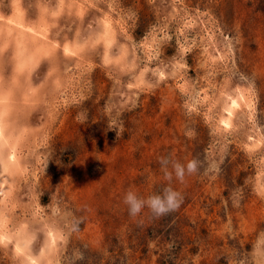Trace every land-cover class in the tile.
<instances>
[{
	"label": "rangeland",
	"instance_id": "obj_1",
	"mask_svg": "<svg viewBox=\"0 0 264 264\" xmlns=\"http://www.w3.org/2000/svg\"><path fill=\"white\" fill-rule=\"evenodd\" d=\"M0 96V264H264V0H0ZM165 185L178 208L129 215Z\"/></svg>",
	"mask_w": 264,
	"mask_h": 264
},
{
	"label": "bare ground",
	"instance_id": "obj_2",
	"mask_svg": "<svg viewBox=\"0 0 264 264\" xmlns=\"http://www.w3.org/2000/svg\"><path fill=\"white\" fill-rule=\"evenodd\" d=\"M10 21L13 25H15L14 27L17 28H22V29H29L35 33H39L36 30H34V28H32L31 26L26 27L24 25V23L22 22L21 17L19 16H14L12 17V19L10 18ZM10 23V24H11ZM36 29V28H35ZM108 29V28H106ZM21 30V29H20ZM22 44V43H21ZM66 52L68 53H72L74 52V49L67 46L66 47ZM17 60V64H19L18 66L21 67L22 65L25 64V62H29V64H32V59L28 58L26 56H17L16 58ZM30 68V67H29ZM4 100V96H0V149L3 151L4 150V146L7 144V146L9 147L10 150H8L5 154V156H0V160L2 161V170H1V174H0V195L1 196H5L6 195V189L8 190V187L11 188V182L12 179H9V176L11 174V172H13L12 167L16 164L17 166V162H18V157L16 154V149H15V142H17L16 140H18L15 136H13L12 132H8L7 131V121L5 118V111H6V106L5 104H1V102ZM245 100V98L242 95H230L228 94V100H225V105L223 107V111L225 113V115H222L221 117V123L225 126H228L232 124V120L235 114V110L241 108L243 102ZM5 103V101H4ZM244 105V104H243ZM17 160V161H16ZM1 168V167H0ZM19 168V167H18ZM17 168V169H18ZM19 171V170H18ZM21 173V172H20ZM13 181H16L15 179ZM13 185V184H12ZM14 186V185H13ZM9 192V190H8ZM7 192V194H8ZM10 195V194H9ZM2 198L0 197V205L2 204L1 202ZM7 208V207H6ZM2 211V210H1ZM7 211V210H5ZM5 214V213H4ZM3 214V215H4ZM1 221H3L4 219H6V217H2L0 218ZM42 221V220H41ZM43 223V222H42ZM1 224V222H0ZM4 225V224H3ZM53 228V227H52ZM6 229V228H5ZM47 230V229H46ZM15 231V230H13ZM16 232V231H15ZM48 233V232H47ZM17 234V233H16ZM29 232L26 231V235H28ZM56 233L54 232H49V236L51 239V249H54L56 246ZM11 235V234H10ZM47 235V234H46ZM43 236V235H42ZM15 238L17 236H14ZM6 238H9V235L4 231V228L2 226H0V240H6ZM25 239H27L26 237H24ZM19 239V238H17ZM25 239L22 238V240L24 241ZM25 242V241H24ZM17 249H20L22 244L21 243H17L15 244ZM27 247V246H26ZM20 253V252H19ZM54 252L52 253V257ZM51 256V255H50ZM52 257L50 259H52ZM36 258V257H35ZM48 260V258H47ZM54 260V259H53ZM44 261V260H43ZM52 261V260H51ZM30 262V261H29ZM45 262V261H44ZM47 262V261H46ZM33 264V263H32ZM39 264V263H38ZM43 264V263H42Z\"/></svg>",
	"mask_w": 264,
	"mask_h": 264
},
{
	"label": "clouds",
	"instance_id": "obj_3",
	"mask_svg": "<svg viewBox=\"0 0 264 264\" xmlns=\"http://www.w3.org/2000/svg\"><path fill=\"white\" fill-rule=\"evenodd\" d=\"M115 128V127H113ZM112 129V128H111ZM116 129V136L120 130ZM161 170L164 178L170 180L173 175L179 181H183L186 175L196 173L199 161L195 158L189 159L186 163L169 161L166 157H160ZM183 197L179 191L170 185H165L160 193L152 194L141 198L134 191H127L123 196V202L127 206L130 216H136L141 210L147 207L154 216H161L179 207Z\"/></svg>",
	"mask_w": 264,
	"mask_h": 264
}]
</instances>
